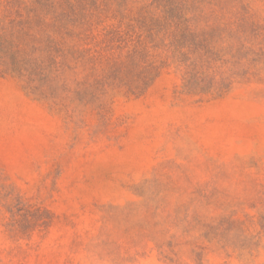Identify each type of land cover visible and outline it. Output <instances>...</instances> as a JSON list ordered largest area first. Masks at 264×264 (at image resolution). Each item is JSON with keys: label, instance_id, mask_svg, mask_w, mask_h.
<instances>
[{"label": "rangeland", "instance_id": "rangeland-1", "mask_svg": "<svg viewBox=\"0 0 264 264\" xmlns=\"http://www.w3.org/2000/svg\"><path fill=\"white\" fill-rule=\"evenodd\" d=\"M241 69L220 96L168 68L93 104L0 72V264H264V56Z\"/></svg>", "mask_w": 264, "mask_h": 264}, {"label": "trees", "instance_id": "trees-1", "mask_svg": "<svg viewBox=\"0 0 264 264\" xmlns=\"http://www.w3.org/2000/svg\"><path fill=\"white\" fill-rule=\"evenodd\" d=\"M244 0H0V72L40 98L140 94L173 68L220 96L264 56Z\"/></svg>", "mask_w": 264, "mask_h": 264}]
</instances>
